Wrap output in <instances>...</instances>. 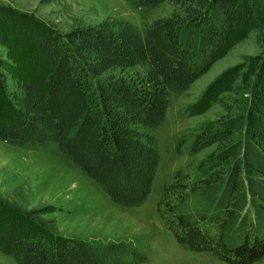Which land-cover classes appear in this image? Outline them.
<instances>
[{"label":"trees","instance_id":"trees-1","mask_svg":"<svg viewBox=\"0 0 264 264\" xmlns=\"http://www.w3.org/2000/svg\"><path fill=\"white\" fill-rule=\"evenodd\" d=\"M166 1L178 11L142 28L106 18L63 33L14 15L30 48L16 68L0 50V141L55 145L114 203L144 204L161 160L155 131L166 120L171 96L186 92L240 35L255 32L264 44V0H137L136 5L155 8ZM8 13L3 8L1 20ZM243 66L223 71L190 106L192 115L213 102L224 111L177 147L180 154H196L215 146L201 162L205 177L188 180L178 171L158 204L181 247L227 264L264 259V55L247 82ZM118 68L138 70L111 74ZM227 93L237 98L229 102ZM39 213L0 199V251L18 264L150 260L132 241L57 233Z\"/></svg>","mask_w":264,"mask_h":264},{"label":"rangeland","instance_id":"rangeland-1","mask_svg":"<svg viewBox=\"0 0 264 264\" xmlns=\"http://www.w3.org/2000/svg\"><path fill=\"white\" fill-rule=\"evenodd\" d=\"M136 2L0 0V50L15 68L19 59L28 56L30 44L18 32L19 23L15 24L14 15L34 18L65 33L75 26L94 24L106 18H124L142 28L146 23L178 11L177 5L168 1L155 8L139 7ZM3 8L10 9L11 13L5 21L1 20ZM263 55L264 44L258 41L257 34L244 33L186 92L171 96L166 120L155 131L161 160L152 193L144 204L126 207L114 203L55 145L19 147L2 141L0 199L27 211L41 212L38 217L63 235L97 241H132L149 254L150 260L143 264H227L210 253L181 247L161 216L158 204L165 185L178 171H182L188 180L205 177L201 162L215 149L212 145L196 154L178 153L181 139L185 137L189 143L200 127L217 121L224 114L216 102L195 115H192L190 106L198 103L208 86L232 66L243 64L242 78L245 82L250 80L256 62ZM136 70L118 68L111 74L131 75ZM8 75L12 76L11 73ZM225 96L229 102L237 98L231 93ZM0 264L18 263L0 251ZM254 264H264V259Z\"/></svg>","mask_w":264,"mask_h":264}]
</instances>
